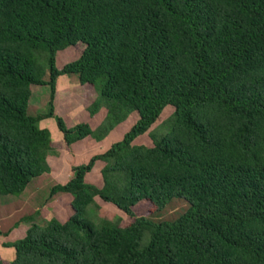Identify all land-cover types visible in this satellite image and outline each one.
<instances>
[{"label": "trees", "instance_id": "1", "mask_svg": "<svg viewBox=\"0 0 264 264\" xmlns=\"http://www.w3.org/2000/svg\"><path fill=\"white\" fill-rule=\"evenodd\" d=\"M70 46L78 56L59 67ZM63 74L78 78L91 122L104 111L100 124L55 112ZM44 86L47 108L30 114ZM131 115L52 185L71 212L26 216L6 264H264V0H0V194H21L55 149L100 141ZM47 117L61 143L39 125ZM98 161L102 184L86 179ZM96 199L119 216L97 217ZM173 200L182 213L150 218Z\"/></svg>", "mask_w": 264, "mask_h": 264}, {"label": "rangeland", "instance_id": "2", "mask_svg": "<svg viewBox=\"0 0 264 264\" xmlns=\"http://www.w3.org/2000/svg\"><path fill=\"white\" fill-rule=\"evenodd\" d=\"M57 65L61 67L68 61L78 56V52L72 46L57 53ZM81 87L76 75L63 74L59 77L55 92V112L61 116L66 125L72 126L79 121H88L90 124H100L104 118V111L97 112L90 121V115L85 109V98L81 95ZM49 88L44 86L34 90V98L28 106L30 114L41 113L47 108ZM95 97L88 98V102ZM102 109V108H100ZM104 109V108H103ZM172 112L171 106H166L162 111L155 126L162 124L169 118ZM135 115L129 116L102 140L96 141L91 136L76 143L74 147L70 146V151L64 148H57L51 154L49 165L50 170L32 179L31 183L19 195L0 194V224L2 229L10 227L8 235L3 237L6 244L14 241L25 234V228L30 225V221L26 220V216L34 215L35 218L42 221L51 217L64 219L70 212V195L63 192L50 194V189L55 183H63L72 173V167L79 163L86 162L89 157L95 153L107 149L111 143L119 139L122 133L134 122ZM41 127L49 130L53 143L62 142V133L58 130L56 121L52 117L44 118L39 122ZM141 143L149 144L150 138L148 134H143L140 138ZM49 156V155H48ZM47 156V159H48ZM102 162L95 163L92 171L87 173L86 179L96 184H102L100 169ZM11 196V197H7ZM4 199V200H3ZM98 208L94 207L95 215L103 216L108 219H115L119 216V212L113 209L109 203H105L100 199H96ZM187 204L182 200H173L165 208L150 215L153 220L172 219L182 213ZM92 208V209H93ZM36 211H38L36 213ZM91 209H89V212ZM7 212V214L5 213ZM88 212V213H89ZM94 217V213H91ZM123 216V214L121 213ZM96 218V217H94ZM39 222V221H38ZM3 236V235H0ZM13 251L10 246L0 245V256L3 260L2 264H6L9 256L8 252ZM8 257V258H6Z\"/></svg>", "mask_w": 264, "mask_h": 264}, {"label": "crops", "instance_id": "3", "mask_svg": "<svg viewBox=\"0 0 264 264\" xmlns=\"http://www.w3.org/2000/svg\"><path fill=\"white\" fill-rule=\"evenodd\" d=\"M86 138V137H85ZM85 138H83V139H85ZM83 139H80V140H78V141H76L75 143H73L72 145H71V147H74V145L76 144V143H79L80 141H82ZM67 150H69V149H67ZM70 151V150H69ZM50 156H51V154H49V156H48V161L50 160ZM49 163V162H48ZM70 176V175H69ZM69 176H68V178H69ZM67 178V179H68ZM65 182V181H64ZM58 183H60V182H58ZM7 197H11V196H7ZM4 200V199H3ZM6 214H7V212H5ZM10 227H8L7 229H2V227H1V224H0V230L2 231V234L1 235H3V236H0V245H5V240H3V237L4 236H6V235H8V232L10 231ZM25 230H26V228H25ZM8 256H9V258L8 257H6V258H8V259H6V260H10L12 257H13V252H12V250L10 251V252H8V254H7ZM0 258H1V256H0Z\"/></svg>", "mask_w": 264, "mask_h": 264}]
</instances>
